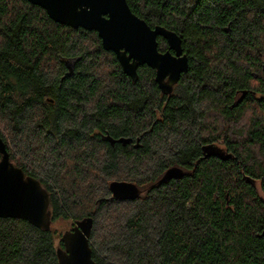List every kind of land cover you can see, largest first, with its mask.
<instances>
[{
    "label": "trees",
    "instance_id": "16d2710c",
    "mask_svg": "<svg viewBox=\"0 0 264 264\" xmlns=\"http://www.w3.org/2000/svg\"><path fill=\"white\" fill-rule=\"evenodd\" d=\"M126 3L182 41L188 70L170 95L147 66L132 82L95 32L0 0V138L51 220L0 218V264H61L52 224L88 219L95 264H264V0ZM217 142L231 157L202 158ZM172 167L183 176L160 182ZM112 181L139 196L115 200Z\"/></svg>",
    "mask_w": 264,
    "mask_h": 264
},
{
    "label": "water",
    "instance_id": "95a60500",
    "mask_svg": "<svg viewBox=\"0 0 264 264\" xmlns=\"http://www.w3.org/2000/svg\"><path fill=\"white\" fill-rule=\"evenodd\" d=\"M25 1L44 10L57 24L95 32L103 50L115 55L123 74L132 82L137 81L138 68L147 66L154 70V80L160 92L170 95L182 74L188 70V59L180 37L161 26H148L131 12L126 0ZM158 38L166 42V51L158 50ZM118 142L127 143L128 140L120 139ZM214 154V148L206 146L203 158ZM182 176L180 168L172 167L164 173L160 182H169ZM109 192L118 201H132L140 194L135 184L125 181L110 182ZM48 207L47 192L36 179L25 176L22 169L10 162L0 138V218L20 219L39 229L48 230L51 227ZM90 228L91 221L88 219L62 234L63 251L58 254L61 264H95L88 242Z\"/></svg>",
    "mask_w": 264,
    "mask_h": 264
},
{
    "label": "flooded vegetation",
    "instance_id": "af4514ba",
    "mask_svg": "<svg viewBox=\"0 0 264 264\" xmlns=\"http://www.w3.org/2000/svg\"><path fill=\"white\" fill-rule=\"evenodd\" d=\"M206 146L213 147L214 148V152H215V154L213 156H210L208 158L214 157V158H217V159L227 160V159H229L231 157L229 152L224 147L222 148L219 145L212 143V144L204 145V146L201 147L202 158H203V155H204V148ZM255 186L257 188L258 184L255 183Z\"/></svg>",
    "mask_w": 264,
    "mask_h": 264
},
{
    "label": "rangeland",
    "instance_id": "374dc122",
    "mask_svg": "<svg viewBox=\"0 0 264 264\" xmlns=\"http://www.w3.org/2000/svg\"><path fill=\"white\" fill-rule=\"evenodd\" d=\"M214 144H217L220 147H222V148L224 147L225 148V146L222 145L221 142H217V143H214ZM257 184H258V186H257L258 194L264 200V194L258 188L259 187V183H257ZM52 226H53L54 229H57L61 233L67 232V231H69L71 229L70 228V224L66 223V222H55L54 224H52Z\"/></svg>",
    "mask_w": 264,
    "mask_h": 264
}]
</instances>
